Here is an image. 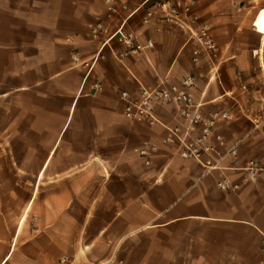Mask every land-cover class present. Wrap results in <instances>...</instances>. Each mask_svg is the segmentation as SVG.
I'll use <instances>...</instances> for the list:
<instances>
[{
    "label": "crops",
    "instance_id": "1",
    "mask_svg": "<svg viewBox=\"0 0 264 264\" xmlns=\"http://www.w3.org/2000/svg\"><path fill=\"white\" fill-rule=\"evenodd\" d=\"M179 1L218 48L198 64L178 22L142 23L144 0H0V264H264V174L242 184L228 160L206 173L180 158L162 144L173 104L159 125L123 115L120 92L193 75L201 112L230 114L235 166H264V0ZM120 27L153 48L120 61ZM223 175L240 189L218 190Z\"/></svg>",
    "mask_w": 264,
    "mask_h": 264
},
{
    "label": "built area",
    "instance_id": "2",
    "mask_svg": "<svg viewBox=\"0 0 264 264\" xmlns=\"http://www.w3.org/2000/svg\"><path fill=\"white\" fill-rule=\"evenodd\" d=\"M138 10L140 9H136ZM142 10L143 24H149L159 12L166 19L175 20L188 31L196 43L191 53L193 64H198L201 56L211 57L217 53L218 48L210 26L192 14L191 5L183 4L179 0H144ZM97 28L99 29V25ZM112 37L118 38L124 47V51L117 56L120 61L153 48L151 41L142 45L132 32L122 27ZM95 61H82L77 54H72V62L87 69V72L92 69ZM195 86L196 78L193 75H186L178 83L162 79L154 88L141 87L136 96L122 91L119 97L123 102V115L135 124L159 125L161 123L156 116L157 110L173 104L177 120L181 121L176 120L173 125L162 124L166 131L162 144L175 147L180 158L196 162L206 173L227 170L223 162L228 160L230 162L228 170L241 172L242 184H256L261 174H264V166L254 160H249L242 166H235L238 164L236 145L227 146V141L219 129L220 124L230 120V114L228 111H211L203 114L200 105L194 100ZM94 88L99 89L100 85L94 84ZM156 152L157 148L154 145L145 142L138 155L144 164L149 166ZM241 183H234L223 175L217 180L216 188L224 193L237 192ZM260 250L264 253V232H261ZM59 263L67 264L68 260L62 258Z\"/></svg>",
    "mask_w": 264,
    "mask_h": 264
},
{
    "label": "rangeland",
    "instance_id": "3",
    "mask_svg": "<svg viewBox=\"0 0 264 264\" xmlns=\"http://www.w3.org/2000/svg\"><path fill=\"white\" fill-rule=\"evenodd\" d=\"M30 218H31V220H30V222H31L30 224H31V225H30V226H31L32 229H35V228L37 227V226H36V220H35V218H34L33 215H31ZM84 262L86 263L85 260H84ZM98 264H103V263H98Z\"/></svg>",
    "mask_w": 264,
    "mask_h": 264
}]
</instances>
